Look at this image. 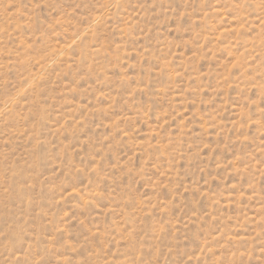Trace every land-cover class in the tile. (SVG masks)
Returning <instances> with one entry per match:
<instances>
[{
	"label": "rangeland",
	"instance_id": "374dc122",
	"mask_svg": "<svg viewBox=\"0 0 264 264\" xmlns=\"http://www.w3.org/2000/svg\"><path fill=\"white\" fill-rule=\"evenodd\" d=\"M0 264H264V0H0Z\"/></svg>",
	"mask_w": 264,
	"mask_h": 264
}]
</instances>
